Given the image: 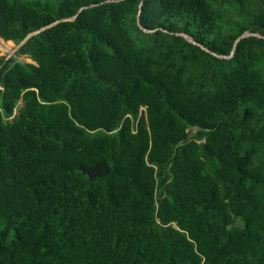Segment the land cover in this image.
<instances>
[{"label":"trees","instance_id":"trees-1","mask_svg":"<svg viewBox=\"0 0 264 264\" xmlns=\"http://www.w3.org/2000/svg\"><path fill=\"white\" fill-rule=\"evenodd\" d=\"M0 39V264H264V0H0Z\"/></svg>","mask_w":264,"mask_h":264},{"label":"rangeland","instance_id":"rangeland-1","mask_svg":"<svg viewBox=\"0 0 264 264\" xmlns=\"http://www.w3.org/2000/svg\"><path fill=\"white\" fill-rule=\"evenodd\" d=\"M17 50V46L15 44H9L7 42H4L2 39H0V56H5L6 59H8L11 56H15V51ZM17 60L23 61V62H30L28 59H25L24 57H17ZM16 113V111H15Z\"/></svg>","mask_w":264,"mask_h":264},{"label":"water","instance_id":"water-1","mask_svg":"<svg viewBox=\"0 0 264 264\" xmlns=\"http://www.w3.org/2000/svg\"><path fill=\"white\" fill-rule=\"evenodd\" d=\"M30 36H31V35H29L26 39H28ZM26 39H25V40H26ZM25 40H24V41H25ZM24 41H23L22 43H20V44L17 46V49H18V48L24 43Z\"/></svg>","mask_w":264,"mask_h":264},{"label":"bare ground","instance_id":"bare-ground-1","mask_svg":"<svg viewBox=\"0 0 264 264\" xmlns=\"http://www.w3.org/2000/svg\"><path fill=\"white\" fill-rule=\"evenodd\" d=\"M7 43H8V45H9V44H10V45L12 44V42H7Z\"/></svg>","mask_w":264,"mask_h":264}]
</instances>
